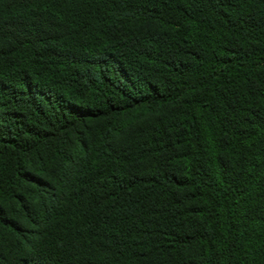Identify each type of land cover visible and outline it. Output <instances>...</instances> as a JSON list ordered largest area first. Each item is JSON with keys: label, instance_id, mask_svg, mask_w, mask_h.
Segmentation results:
<instances>
[{"label": "trees", "instance_id": "trees-1", "mask_svg": "<svg viewBox=\"0 0 264 264\" xmlns=\"http://www.w3.org/2000/svg\"><path fill=\"white\" fill-rule=\"evenodd\" d=\"M0 264H264V0H0Z\"/></svg>", "mask_w": 264, "mask_h": 264}]
</instances>
